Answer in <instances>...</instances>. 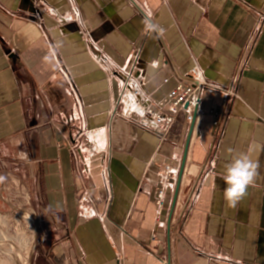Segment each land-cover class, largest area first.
<instances>
[{
  "label": "crops",
  "instance_id": "0c3cea01",
  "mask_svg": "<svg viewBox=\"0 0 264 264\" xmlns=\"http://www.w3.org/2000/svg\"><path fill=\"white\" fill-rule=\"evenodd\" d=\"M193 68L217 86L194 122L164 139L122 117L131 80L157 102ZM237 153L260 168L230 207ZM0 166L36 214L34 264H264V0H0Z\"/></svg>",
  "mask_w": 264,
  "mask_h": 264
},
{
  "label": "built area",
  "instance_id": "2783aa9c",
  "mask_svg": "<svg viewBox=\"0 0 264 264\" xmlns=\"http://www.w3.org/2000/svg\"><path fill=\"white\" fill-rule=\"evenodd\" d=\"M216 88L217 86L208 82L200 69L193 68L188 73L179 74L175 87L161 100L152 102L143 95L141 83L131 80L121 98V115L165 139L178 115L185 112L187 121L193 122L195 114L199 112L203 93ZM227 93L231 97L236 96L232 89L227 90ZM210 113L214 116L215 128L223 133L226 116L217 109H212ZM175 176L176 169L171 164H164L159 172L157 186V203L161 208L166 206L167 198L174 187Z\"/></svg>",
  "mask_w": 264,
  "mask_h": 264
},
{
  "label": "rangeland",
  "instance_id": "374dc122",
  "mask_svg": "<svg viewBox=\"0 0 264 264\" xmlns=\"http://www.w3.org/2000/svg\"><path fill=\"white\" fill-rule=\"evenodd\" d=\"M6 186L4 197L0 193V263L34 264L38 240L36 214L31 210L25 191L13 197L12 177L7 178Z\"/></svg>",
  "mask_w": 264,
  "mask_h": 264
},
{
  "label": "clouds",
  "instance_id": "9594fccd",
  "mask_svg": "<svg viewBox=\"0 0 264 264\" xmlns=\"http://www.w3.org/2000/svg\"><path fill=\"white\" fill-rule=\"evenodd\" d=\"M149 32L163 35L164 29L157 24L147 25ZM232 152V149H229ZM260 163L253 160L247 153H237L227 162L223 169L222 179L225 184L223 197L230 207L236 205L245 197L250 185L258 176ZM3 177H0L2 180Z\"/></svg>",
  "mask_w": 264,
  "mask_h": 264
},
{
  "label": "water",
  "instance_id": "95a60500",
  "mask_svg": "<svg viewBox=\"0 0 264 264\" xmlns=\"http://www.w3.org/2000/svg\"><path fill=\"white\" fill-rule=\"evenodd\" d=\"M195 120H196V114H195L194 121H195ZM194 121H193V122H194ZM191 136H192V133L190 134V137H189V139H188V144L190 143ZM183 171H184V167H183V169H182L181 172H183ZM0 264H2V263H0Z\"/></svg>",
  "mask_w": 264,
  "mask_h": 264
},
{
  "label": "bare ground",
  "instance_id": "6f19581e",
  "mask_svg": "<svg viewBox=\"0 0 264 264\" xmlns=\"http://www.w3.org/2000/svg\"><path fill=\"white\" fill-rule=\"evenodd\" d=\"M30 217V216H29ZM10 251V250H9ZM12 258V257H11ZM23 262H26V261H23ZM28 262V261H27Z\"/></svg>",
  "mask_w": 264,
  "mask_h": 264
}]
</instances>
